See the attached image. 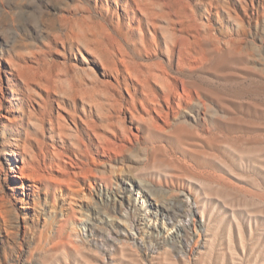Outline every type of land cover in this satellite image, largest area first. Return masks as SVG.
<instances>
[{"label":"rangeland","instance_id":"1","mask_svg":"<svg viewBox=\"0 0 264 264\" xmlns=\"http://www.w3.org/2000/svg\"><path fill=\"white\" fill-rule=\"evenodd\" d=\"M0 264H264V0H0Z\"/></svg>","mask_w":264,"mask_h":264},{"label":"bare ground","instance_id":"2","mask_svg":"<svg viewBox=\"0 0 264 264\" xmlns=\"http://www.w3.org/2000/svg\"><path fill=\"white\" fill-rule=\"evenodd\" d=\"M75 27V26H74ZM73 27V28H74ZM75 29V28H74ZM83 34V33H82ZM80 36H79V34L77 33V32H73L72 30L71 31H69V32H67L66 33V38H64V40L63 41H65V42H71V43H69V44H71V46L74 44L73 43V41L74 42H76L77 40H78V42L80 41ZM73 47V46H72ZM170 89V88H169ZM154 107H156V106H154ZM161 109H159L158 111H160ZM157 110H156V113L158 112ZM164 114H165V112H164ZM160 115V114H159ZM162 115H163V113H162ZM161 115V116H162ZM168 116V115H167ZM27 146V145H26ZM26 146H25V148H26ZM28 147V146H27ZM29 148V147H28ZM27 149V148H26ZM25 150V149H24ZM27 151V150H26ZM25 151V152H26ZM30 151V150H29ZM28 152V151H27ZM31 152V151H30ZM33 154V153H32ZM32 156V155H31ZM31 158H33V157H31ZM33 159H36L35 157L33 158ZM33 159L31 160L30 158H29V156H25V155H23L22 156V164L20 163V165H16V166H12L11 168H10V170H11V173L13 174V178H16V180L19 182V183H22V186H18V187H20V188H22L23 190H26V191H32V186L31 185H29V187H28V185H25V181H31L33 178H32V174L33 173H30L29 172V167L30 166H32L33 167V165H32V162L31 161H33ZM37 160V159H36ZM36 162V161H35ZM34 162V163H35ZM32 167H30V168H32ZM36 166H34V168H35ZM31 171V170H30ZM34 172H35V170H34ZM38 176V175H37ZM36 177V176H35ZM12 178V179H13ZM38 180V179H37ZM27 184V183H26ZM32 193V192H31ZM24 194V193H23Z\"/></svg>","mask_w":264,"mask_h":264}]
</instances>
